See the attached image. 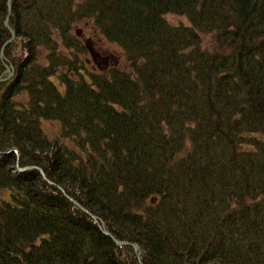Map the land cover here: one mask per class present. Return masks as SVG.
<instances>
[{"label": "trees", "instance_id": "16d2710c", "mask_svg": "<svg viewBox=\"0 0 264 264\" xmlns=\"http://www.w3.org/2000/svg\"><path fill=\"white\" fill-rule=\"evenodd\" d=\"M0 51V264H264V0H0Z\"/></svg>", "mask_w": 264, "mask_h": 264}, {"label": "rangeland", "instance_id": "374dc122", "mask_svg": "<svg viewBox=\"0 0 264 264\" xmlns=\"http://www.w3.org/2000/svg\"><path fill=\"white\" fill-rule=\"evenodd\" d=\"M165 19L170 24L183 23L186 24V20L183 17L175 15H165ZM84 27V26H83ZM85 29V28H84ZM209 36H203L202 43L208 42ZM84 45L87 47L88 54L85 58V63L91 70H105V68L111 65H124L123 55L116 45L106 41L98 33L84 31L82 36ZM41 127L46 137L51 138L58 134V124L52 120L41 121Z\"/></svg>", "mask_w": 264, "mask_h": 264}, {"label": "water", "instance_id": "95a60500", "mask_svg": "<svg viewBox=\"0 0 264 264\" xmlns=\"http://www.w3.org/2000/svg\"><path fill=\"white\" fill-rule=\"evenodd\" d=\"M8 1L9 0H7V5H8ZM6 17H7V15L5 16V20H6ZM5 25H6V21H5ZM10 41V39H8L4 44H3V46L6 44V43H8ZM3 46H2V48H3ZM2 48H1V51H2ZM1 51H0V53H1ZM6 70H9L8 68L6 69ZM29 168H32L31 166H24V167H20V168H18L19 170H25V169H29ZM38 169V171L41 173V170L39 169V168H37ZM59 190H61L60 188H58ZM76 204V203H75ZM80 209L81 210H83V211H85L82 207H80ZM91 216V218L93 219V220H96V218H95V216H93V215H90ZM104 233H105V231H104ZM113 241H114V243L115 244H119V245H129L131 248H132V250L134 251V253H135V256H136V259L139 261V254H138V252H137V246L134 244V243H129V242H126V241H121V240H116V239H112Z\"/></svg>", "mask_w": 264, "mask_h": 264}, {"label": "bare ground", "instance_id": "6f19581e", "mask_svg": "<svg viewBox=\"0 0 264 264\" xmlns=\"http://www.w3.org/2000/svg\"><path fill=\"white\" fill-rule=\"evenodd\" d=\"M15 152V151H14ZM105 234H106V232H105Z\"/></svg>", "mask_w": 264, "mask_h": 264}]
</instances>
